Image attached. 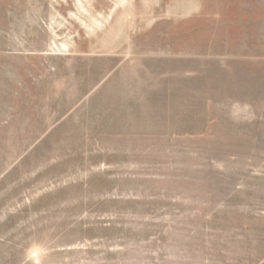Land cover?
Masks as SVG:
<instances>
[{"label":"rangeland","instance_id":"374dc122","mask_svg":"<svg viewBox=\"0 0 264 264\" xmlns=\"http://www.w3.org/2000/svg\"><path fill=\"white\" fill-rule=\"evenodd\" d=\"M238 12L0 0V264H264V24Z\"/></svg>","mask_w":264,"mask_h":264},{"label":"crops","instance_id":"0c3cea01","mask_svg":"<svg viewBox=\"0 0 264 264\" xmlns=\"http://www.w3.org/2000/svg\"><path fill=\"white\" fill-rule=\"evenodd\" d=\"M229 1H230L231 9L235 8L237 12L239 11L240 13H243L242 15L247 16V19H249L253 25L254 24L257 25L259 23L264 24V0H229ZM225 6L227 7V3ZM238 6L240 7L238 8ZM258 17H260L261 19ZM224 24L225 26H227L228 22L224 20Z\"/></svg>","mask_w":264,"mask_h":264}]
</instances>
